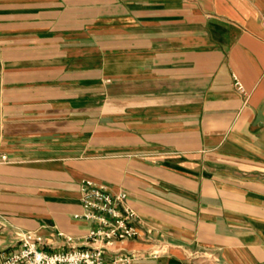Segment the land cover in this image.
Returning <instances> with one entry per match:
<instances>
[{
  "label": "crops",
  "instance_id": "crops-1",
  "mask_svg": "<svg viewBox=\"0 0 264 264\" xmlns=\"http://www.w3.org/2000/svg\"><path fill=\"white\" fill-rule=\"evenodd\" d=\"M0 119V255L81 246L92 181L142 221L108 260L264 264V0H0Z\"/></svg>",
  "mask_w": 264,
  "mask_h": 264
},
{
  "label": "built area",
  "instance_id": "built-area-1",
  "mask_svg": "<svg viewBox=\"0 0 264 264\" xmlns=\"http://www.w3.org/2000/svg\"><path fill=\"white\" fill-rule=\"evenodd\" d=\"M236 86L243 91L238 81ZM2 123L0 119V147ZM9 161L8 155L0 152V164ZM124 191L113 192L104 185L86 181L81 187L83 212L75 218L88 223V231L81 246L74 245L67 251L55 253L40 248L39 239L31 232H15L19 248L0 255V264H131V258L116 254L106 258V251L117 242L130 240L140 235V220L137 212L127 204ZM69 242L74 238L66 236ZM157 252H154L156 255Z\"/></svg>",
  "mask_w": 264,
  "mask_h": 264
}]
</instances>
